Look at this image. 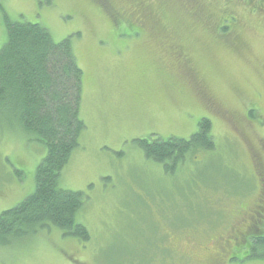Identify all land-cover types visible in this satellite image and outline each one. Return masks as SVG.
Wrapping results in <instances>:
<instances>
[{"label": "rangeland", "instance_id": "374dc122", "mask_svg": "<svg viewBox=\"0 0 264 264\" xmlns=\"http://www.w3.org/2000/svg\"><path fill=\"white\" fill-rule=\"evenodd\" d=\"M4 16L69 37L82 70L85 128L59 186L82 192L89 240L48 225L0 248V264H264L251 256L264 234V0H0V47ZM203 117L213 148L172 169L135 141L188 139ZM45 154L0 123V212L34 191Z\"/></svg>", "mask_w": 264, "mask_h": 264}, {"label": "trees", "instance_id": "16d2710c", "mask_svg": "<svg viewBox=\"0 0 264 264\" xmlns=\"http://www.w3.org/2000/svg\"><path fill=\"white\" fill-rule=\"evenodd\" d=\"M4 22L0 123H14L34 135L44 144L46 154L35 168L34 191L0 212V248L48 225L59 228L63 235L87 241V229L76 221L84 200L82 192L59 186L60 172L79 145L85 128L79 116L82 70L69 37L56 42L38 23L11 21L7 16ZM135 141L146 158L162 164L170 162L165 166L168 169L186 155L210 150L214 145L210 121L204 117L188 139L150 136ZM251 240V256L264 257V234L252 236Z\"/></svg>", "mask_w": 264, "mask_h": 264}, {"label": "flooded vegetation", "instance_id": "af4514ba", "mask_svg": "<svg viewBox=\"0 0 264 264\" xmlns=\"http://www.w3.org/2000/svg\"><path fill=\"white\" fill-rule=\"evenodd\" d=\"M235 20V19H234ZM181 90H183V89H181ZM169 91H170V89H169ZM179 92H182V91H179ZM162 164V163H161ZM162 165H168V166H170L171 165V163L170 162H167V163H163ZM258 165H260V160H258ZM260 172L261 173H264V171H262V170H260ZM264 208V207H263ZM262 213V211L260 212V214ZM255 228H256V226H255ZM177 234V233H176ZM180 234H182L183 236H184V234H186V231L184 230V231H182ZM173 235H175L172 231H167V230H163V232H162V243H164V242H166V244L167 245H163V246H160L159 245V248H163L164 250H167V251H173V249H172V247H169L168 246V241L170 242V245H172V243H173V238L174 237H177V236H174L173 237ZM186 237V236H185ZM209 241H211L212 242V239H209Z\"/></svg>", "mask_w": 264, "mask_h": 264}]
</instances>
